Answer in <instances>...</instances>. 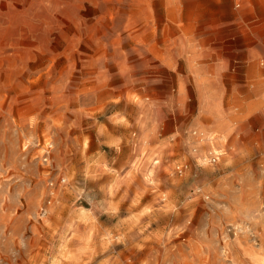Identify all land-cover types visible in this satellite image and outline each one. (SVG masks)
<instances>
[{
  "label": "rangeland",
  "instance_id": "rangeland-1",
  "mask_svg": "<svg viewBox=\"0 0 264 264\" xmlns=\"http://www.w3.org/2000/svg\"><path fill=\"white\" fill-rule=\"evenodd\" d=\"M0 264H264V0H0Z\"/></svg>",
  "mask_w": 264,
  "mask_h": 264
},
{
  "label": "bare ground",
  "instance_id": "bare-ground-1",
  "mask_svg": "<svg viewBox=\"0 0 264 264\" xmlns=\"http://www.w3.org/2000/svg\"><path fill=\"white\" fill-rule=\"evenodd\" d=\"M214 151H215V149H214Z\"/></svg>",
  "mask_w": 264,
  "mask_h": 264
}]
</instances>
